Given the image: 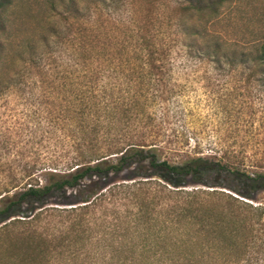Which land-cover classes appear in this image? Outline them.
I'll list each match as a JSON object with an SVG mask.
<instances>
[{"label":"trees","instance_id":"obj_1","mask_svg":"<svg viewBox=\"0 0 264 264\" xmlns=\"http://www.w3.org/2000/svg\"><path fill=\"white\" fill-rule=\"evenodd\" d=\"M224 1L141 19L135 0L49 2L24 45L10 31L15 0H0V100L31 85L36 100L63 93L59 135L45 131L59 152L22 162L0 144V264H264V172L216 154L169 163L151 134L174 47L264 86V19L249 46L230 43L209 29Z\"/></svg>","mask_w":264,"mask_h":264},{"label":"rangeland","instance_id":"obj_2","mask_svg":"<svg viewBox=\"0 0 264 264\" xmlns=\"http://www.w3.org/2000/svg\"><path fill=\"white\" fill-rule=\"evenodd\" d=\"M178 1L135 0V18L157 12L167 18L175 16ZM47 2L15 0L10 31L17 43L24 41L25 45L27 38L41 34L50 18L49 2L61 10L59 0ZM116 6L124 20L127 8L119 2ZM263 19L264 0H225L218 20L209 29L230 43L249 46ZM173 50L171 64L156 85L159 96L149 109L154 117L151 134L157 136L162 157L177 164L189 156L216 154L247 170L264 172V86L249 84L240 69L217 70L186 59L177 47ZM53 60L48 56L44 64H63ZM31 88V93L11 94L0 100V144L8 145L9 152L3 154L9 160L31 162L61 148L45 131L51 128L55 136L59 135V99L63 93L55 91L48 99L36 100L40 89ZM257 201L264 204V192L257 195Z\"/></svg>","mask_w":264,"mask_h":264},{"label":"clouds","instance_id":"obj_3","mask_svg":"<svg viewBox=\"0 0 264 264\" xmlns=\"http://www.w3.org/2000/svg\"><path fill=\"white\" fill-rule=\"evenodd\" d=\"M131 9L129 8L127 11L124 12L123 14V18L127 19L128 17L131 16ZM113 15L117 18V19H120L121 18V14L120 12L116 11V10H113Z\"/></svg>","mask_w":264,"mask_h":264}]
</instances>
